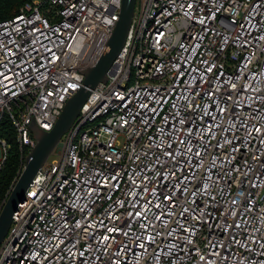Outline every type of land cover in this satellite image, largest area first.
Returning <instances> with one entry per match:
<instances>
[{"label":"built area","instance_id":"obj_1","mask_svg":"<svg viewBox=\"0 0 264 264\" xmlns=\"http://www.w3.org/2000/svg\"><path fill=\"white\" fill-rule=\"evenodd\" d=\"M120 6L28 0L0 21V122L21 157ZM107 76L28 184L0 264H264V0H136Z\"/></svg>","mask_w":264,"mask_h":264},{"label":"water","instance_id":"obj_2","mask_svg":"<svg viewBox=\"0 0 264 264\" xmlns=\"http://www.w3.org/2000/svg\"><path fill=\"white\" fill-rule=\"evenodd\" d=\"M135 2L136 0H121L119 14L116 13L119 18L106 41L104 51L95 64L83 70H78L84 75L83 84L68 98L54 126L50 130H43L38 127L32 115L27 126L34 134L35 144L26 154L24 166L1 207L0 243L7 233L17 205L24 201V194L28 184L33 182L32 178L46 162L50 153L58 150L61 137L70 128L91 90L99 82L105 83L107 80V71L126 39L134 13Z\"/></svg>","mask_w":264,"mask_h":264},{"label":"trees","instance_id":"obj_3","mask_svg":"<svg viewBox=\"0 0 264 264\" xmlns=\"http://www.w3.org/2000/svg\"><path fill=\"white\" fill-rule=\"evenodd\" d=\"M28 0H0V21L18 14ZM0 136L10 145L6 159L0 170V207L7 197V192L12 185L21 166V152L16 141L15 129L8 118L0 122ZM26 151L24 152V154ZM23 158V157H22ZM1 210V208H0Z\"/></svg>","mask_w":264,"mask_h":264},{"label":"rangeland","instance_id":"obj_4","mask_svg":"<svg viewBox=\"0 0 264 264\" xmlns=\"http://www.w3.org/2000/svg\"><path fill=\"white\" fill-rule=\"evenodd\" d=\"M60 149H61V148H58V151H60ZM58 151H57V152H56V151H52V152L50 153V155H49V157H48L47 160H48V161H51L52 159H58L59 156H60L59 153H58ZM25 156H26V155H25ZM25 156H24L23 158L21 157L22 162H21V166H20V168H19V170H18V175H19V173L21 172V170H22V168H23V166H24V159H25ZM18 175L15 177V179H14L12 185L10 186V188H9V190H8V192H7V196H8V194H9V192H10V190H11V188H12L14 182L16 181ZM6 198H7V197H6ZM5 200H6V199H5ZM5 200L3 201V203L5 202ZM3 203H2V205H3ZM2 205H1V207H2ZM1 207H0V208H1Z\"/></svg>","mask_w":264,"mask_h":264},{"label":"snow or ice","instance_id":"obj_5","mask_svg":"<svg viewBox=\"0 0 264 264\" xmlns=\"http://www.w3.org/2000/svg\"><path fill=\"white\" fill-rule=\"evenodd\" d=\"M58 59V58H57Z\"/></svg>","mask_w":264,"mask_h":264}]
</instances>
